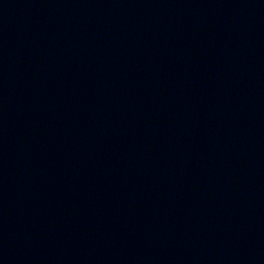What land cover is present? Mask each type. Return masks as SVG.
Here are the masks:
<instances>
[{
  "label": "water",
  "instance_id": "1",
  "mask_svg": "<svg viewBox=\"0 0 264 264\" xmlns=\"http://www.w3.org/2000/svg\"><path fill=\"white\" fill-rule=\"evenodd\" d=\"M0 264H264V0H0Z\"/></svg>",
  "mask_w": 264,
  "mask_h": 264
}]
</instances>
